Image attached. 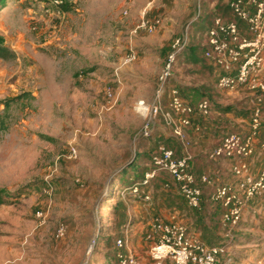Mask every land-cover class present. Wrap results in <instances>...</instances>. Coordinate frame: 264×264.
I'll list each match as a JSON object with an SVG mask.
<instances>
[{"label": "rangeland", "instance_id": "rangeland-1", "mask_svg": "<svg viewBox=\"0 0 264 264\" xmlns=\"http://www.w3.org/2000/svg\"><path fill=\"white\" fill-rule=\"evenodd\" d=\"M229 1L65 0L60 16L49 0L0 5V39L14 56L0 58V264H120L119 252L153 264L145 238L156 218L170 214L166 197L171 213L188 220L191 237L227 244L231 264H264V195L247 205L230 240L220 205L188 208L163 175L141 189L158 145L177 158L193 156L195 145L191 138L184 147L162 118L152 138L141 140L146 121L135 103L152 102L167 54L182 36L189 48L166 90L201 78L206 34L214 18L232 15ZM157 22L153 31L143 26ZM131 51L136 62L117 73ZM214 97L221 104L212 112L239 119L222 127L223 136L246 135L252 93L219 90ZM260 145L250 160L255 176L264 170ZM228 165L219 185L237 180Z\"/></svg>", "mask_w": 264, "mask_h": 264}, {"label": "built area", "instance_id": "built-area-1", "mask_svg": "<svg viewBox=\"0 0 264 264\" xmlns=\"http://www.w3.org/2000/svg\"><path fill=\"white\" fill-rule=\"evenodd\" d=\"M74 0H71L73 2ZM56 10L57 16L62 15L65 0H49ZM201 2L198 8L201 9ZM230 9L234 17L243 22L249 37L242 33L238 22H225L216 18L213 27L208 30L205 46L208 48L205 58L209 63L221 70L217 89L234 93L245 89L252 93L254 104L251 130L248 135L233 133L226 136L220 145L208 154L210 161L228 160L231 171L237 179L234 184H225L215 188L211 199L220 203L225 209L222 226L225 237L233 240V231L241 223L247 205L256 197L264 195V170L257 176L253 174L250 160L257 153L258 142L264 125V0H233ZM47 13H51L47 10ZM200 14V10H199ZM144 24L149 31L158 25ZM189 42L187 35L177 38L166 58L165 65L159 77L158 88L154 101L144 100L135 103V110L146 121L141 140L152 138L157 119L162 118L172 128L174 136L184 147L190 146L188 129L192 126L191 117L196 113L203 117L211 114V104L202 101L197 107L186 103L177 89L166 90L173 77V68L178 57L185 51ZM137 60V54L131 51L121 60L117 73ZM170 93V112L164 110V97ZM200 131V128H196ZM259 143V144H258ZM264 150V143L260 145ZM75 153V151H74ZM193 156L189 151L177 158L173 150L160 145L152 156V170L145 174L142 186L147 187L159 173L168 174L177 185L180 195L188 207L198 210L203 199L202 186H213L214 182L207 176L200 179L193 173ZM135 193L141 191L135 187ZM145 200L150 201L147 195ZM43 217L42 213L38 214ZM63 234L60 229L59 235ZM151 244L149 256L153 264H231L232 259L227 244L209 246L189 235L188 228L178 222H167L156 218L151 225V232L145 238ZM123 248L122 240L117 242ZM120 264H145L133 252L118 254Z\"/></svg>", "mask_w": 264, "mask_h": 264}, {"label": "crops", "instance_id": "crops-1", "mask_svg": "<svg viewBox=\"0 0 264 264\" xmlns=\"http://www.w3.org/2000/svg\"><path fill=\"white\" fill-rule=\"evenodd\" d=\"M223 20L225 22H232L234 21V17L232 15H229L228 17L223 18ZM241 30L242 33L246 36L249 37V34L247 33V28L245 26V24H243L241 26ZM172 48V46H171ZM171 48L169 53L171 52ZM169 53L167 54V56L169 55ZM167 58V57H166ZM222 74L221 70L218 69L217 67H215L214 65H212L211 63L207 62V64H205V66L203 67V69L200 71V75L201 78H199L198 81H195L194 84H189V83H181V88L180 87H176L179 90H187V92H185V95L182 94V96L184 97V99L189 102V103H193V104H198L199 102H201L202 100L207 98L211 99L212 105H218L221 104L219 101H217V99L214 97V93L218 92L219 90H217L216 88V81L218 79V77H220V75ZM182 92V91H181ZM155 96V94H154ZM240 98V97H239ZM240 100V99H238ZM148 103H150L149 100H144ZM154 101V99L152 100V102ZM151 102V103H152ZM221 113L224 114H220L218 115V113H214L212 112L210 114L209 117H207L206 119H202L201 117H195L194 121L201 124L202 125V131L201 133L195 132L193 129H188V137L189 140H191V138L194 140V145L195 147L193 148V169L194 172L199 176H210L211 178H215V180L218 183H225L226 178L228 176L227 172V168L225 167L226 165H228V160H220V161H210L208 158V154L213 151L215 148H217L220 143L222 142V140L224 139V137H226L227 135L223 136V134L220 132V130L222 129V127L224 125H226L228 123V125H232L235 124L236 122L239 120L238 117H233V116H228L226 114V112L222 111ZM227 118V119H225ZM230 121H232L231 123H229ZM251 124L248 125V129H246V132H249V127ZM232 163L230 162V165ZM229 166V165H228ZM205 189V193H204V202L207 203L208 201V196L210 193V189L209 187L204 186ZM172 199L170 197H166L165 198V207L168 206L170 207L169 209L164 210L165 212L170 213L169 215L166 214H162V217L166 220V221H177L178 223H181L185 226L186 223L188 222V220H184V218H182L181 220L179 219V213L176 212H172L171 211H175V208H173V203H172ZM162 211V212H164ZM188 227V226H187ZM189 229V228H188ZM148 235V234H147ZM145 264H148L146 262H144ZM166 264H172L171 262H167Z\"/></svg>", "mask_w": 264, "mask_h": 264}, {"label": "trees", "instance_id": "trees-1", "mask_svg": "<svg viewBox=\"0 0 264 264\" xmlns=\"http://www.w3.org/2000/svg\"><path fill=\"white\" fill-rule=\"evenodd\" d=\"M6 1L7 0H0V5H4L5 3H6ZM231 1H233V0H230L229 1V9H230V2ZM63 8H65V6H63L62 7V9ZM63 11V10H62ZM230 11H231V9H230ZM231 14H232V16L234 17V15H233V13H232V11H231ZM222 18V17H221ZM216 18H214L213 19V21L210 23V28L209 29H211L212 27H213V24H214V20H215ZM234 21H236V22H238V25H239V27H240V29H241V26L244 24L243 22H241V21H239V20H237L235 17H234ZM188 48H189V45H187V47H186V49H185V51L180 55V56H183L186 52H187V50H188ZM207 47L206 46H204L203 47V59L205 60V62L207 63V62H209V61H207V59L205 58V53H206V51H207ZM6 55H8V56H12V57H14L11 53H10V51L6 48V47H3V45H2V41H1V39H0V58L1 59H6L8 56H6ZM179 56V57H180ZM179 57H178V60H179ZM177 60V61H178ZM221 76V75H220ZM220 78V77H219ZM218 81H219V79H218ZM216 88H217V85H216ZM170 89H177L179 92H180V95H181V98L186 102V103H188V104H190V105H192L193 107H197L202 101H204V100H208L209 102H210V104H211V113H212V102H211V99L210 98H207L206 97V99H204V100H202L201 102H199L198 104H193V103H189V102H187L185 99H184V97L182 96V93H181V91L178 89V88H170ZM218 90V89H217ZM242 90H245V89H242ZM247 91V90H246ZM170 99H171V97H170V93H168L165 97H164V100H163V104H165L166 105V103H167V105L165 106L167 109H168V107H169V104H170ZM201 117L202 119H206L207 117H203V116H200L199 114H195V115H193L192 117H191V121H192V126L190 127V129H193L195 132H198V133H201V131H202V125L201 124H199V123H197V122H195L194 121V118L195 117ZM252 116H253V110L251 111V122H252ZM161 119V118H160ZM264 126V125H263ZM196 128H200V131H196ZM249 129L251 130V127H249ZM250 130H249V132H247L246 133V135H248L249 133H250ZM231 134H233V133H231ZM228 135H230V134H228ZM227 135V136H228ZM225 138V137H224ZM149 140V139H148ZM160 145H163V144H160ZM160 145H158V147L160 146ZM164 146V145H163ZM158 147H157V149H158ZM166 147V146H165ZM167 148V147H166ZM167 149H169V148H167ZM261 149V148H260ZM170 150H172V149H170ZM174 151V150H173ZM175 152V151H174ZM155 153V152H154ZM153 153V154H154ZM153 154L151 155V168L148 170V171H146L145 172V174L147 173V172H149V171H151L152 170V156H153ZM175 155H176V153H175ZM176 157H177V155H176ZM193 173H194V175L197 177V179H200L201 177H199L195 172H194V169H193ZM145 174H144V176H143V180H144V177H145ZM161 175H163V177L166 179H169V180H171L174 184H175V182L172 180V178L168 175V174H166V173H159L158 175H157V177L154 179V180H152L151 182H150V184L147 186V187H143L142 186V188L141 189H149L150 187H151V185H152V183L155 181V180H157ZM207 176V175H206ZM207 177H209L213 182H214V185L213 186H207V185H204V186H206V187H209V191H210V193H209V196H208V201H207V203H210L211 205L213 204V205H220L222 208H223V206L220 204V203H214L213 201H212V199H211V196H212V194H213V192H214V190H215V188L216 187H218V186H222V185H219L218 184V182L215 180V178H211L210 176H207ZM143 180H142V183H143ZM175 186L177 187V185L175 184ZM204 186H202V189H203V199H202V204H201V207H200V209H198V210H194V211H197V212H201L202 210H203V208H204V206H206V204L207 203H205L204 202V193H205V189H204ZM178 189V188H177ZM182 197V196H181ZM182 199H183V197H182ZM184 200V199H183ZM185 201V200H184ZM186 203V202H185ZM187 204V203H186ZM188 206V205H187ZM189 208V207H188ZM191 209V208H190ZM205 209V208H204ZM193 210V209H192ZM225 213V209L223 208V214ZM223 217V216H222ZM158 218H160V217H158ZM163 220H165V219H163ZM166 221V220H165ZM167 222H171V221H167ZM174 222H177V221H175V219H174ZM147 236V235H146ZM120 253V252H119Z\"/></svg>", "mask_w": 264, "mask_h": 264}]
</instances>
